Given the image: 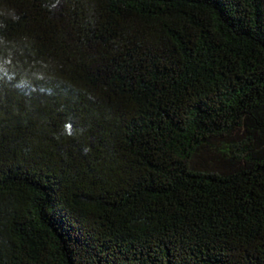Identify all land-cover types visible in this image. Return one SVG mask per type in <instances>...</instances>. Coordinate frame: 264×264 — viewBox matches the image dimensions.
<instances>
[{"label":"trees","instance_id":"16d2710c","mask_svg":"<svg viewBox=\"0 0 264 264\" xmlns=\"http://www.w3.org/2000/svg\"><path fill=\"white\" fill-rule=\"evenodd\" d=\"M0 264H264V0H0Z\"/></svg>","mask_w":264,"mask_h":264}]
</instances>
